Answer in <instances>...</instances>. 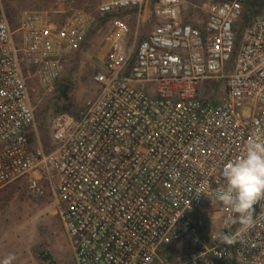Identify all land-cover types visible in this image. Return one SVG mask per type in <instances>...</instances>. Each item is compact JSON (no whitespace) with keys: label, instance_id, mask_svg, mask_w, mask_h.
<instances>
[{"label":"built area","instance_id":"built-area-1","mask_svg":"<svg viewBox=\"0 0 264 264\" xmlns=\"http://www.w3.org/2000/svg\"><path fill=\"white\" fill-rule=\"evenodd\" d=\"M248 1L157 0L145 38L116 18L94 96L53 118L46 151L30 82L54 92L93 18L27 10L13 28L0 0V192L48 195L76 264H264V200L243 230L219 199L225 164L264 132V11L241 28Z\"/></svg>","mask_w":264,"mask_h":264},{"label":"rangeland","instance_id":"rangeland-1","mask_svg":"<svg viewBox=\"0 0 264 264\" xmlns=\"http://www.w3.org/2000/svg\"><path fill=\"white\" fill-rule=\"evenodd\" d=\"M6 14L13 28L22 12L45 11L61 23L75 13L89 14L93 18L86 40L80 50L65 58L64 72L72 77L71 90L62 98L30 82L33 90L31 102L35 107L36 132L33 145L52 149L51 120L55 115L54 102L63 111L77 112L84 102L94 96L96 85L93 76L103 70L107 54V38L116 18L128 21L132 30L139 24V36L145 38L153 29L154 0H149L141 10L116 17L100 15L99 7L108 0H3ZM194 5H204L218 0H189ZM140 11V12H139ZM144 11L145 22H142ZM259 13V12H258ZM121 14V13H118ZM199 18H204L199 14ZM63 72V73H64ZM45 150V149H44ZM22 186L11 185L0 192V264H76L68 239L54 204L46 195L41 199H28Z\"/></svg>","mask_w":264,"mask_h":264},{"label":"clouds","instance_id":"clouds-1","mask_svg":"<svg viewBox=\"0 0 264 264\" xmlns=\"http://www.w3.org/2000/svg\"><path fill=\"white\" fill-rule=\"evenodd\" d=\"M225 187L219 197L225 208L236 214L243 230L253 225V205L264 200V132L257 131L244 151L223 168ZM225 243H229L224 233ZM7 264V261L5 262Z\"/></svg>","mask_w":264,"mask_h":264},{"label":"trees","instance_id":"trees-1","mask_svg":"<svg viewBox=\"0 0 264 264\" xmlns=\"http://www.w3.org/2000/svg\"><path fill=\"white\" fill-rule=\"evenodd\" d=\"M226 1V0H223ZM157 0H154V3H156ZM137 11V9H132V10H124L118 13H111V16L116 17L118 15H125L126 13H133L135 14ZM264 11V0H250L248 2L245 3L244 6V11H243V16L241 18V21L239 22V26L241 28H245L247 26H249L252 23V19L259 14L260 12ZM259 12V13H258ZM71 83H72V77L70 74H65L62 73L59 77V79L56 82L55 85V89H54V95L58 98H62L60 89L64 88L65 90H63V94L67 97L69 92H70V88H71ZM63 99V98H62ZM54 109H55V115L54 117L59 114V113H63V112H67L73 116H77V112H72V111H63V109L59 108V103L56 101L54 102ZM53 117V118H54ZM52 118V120H53ZM51 120V121H52ZM44 149L46 151H48V147H44Z\"/></svg>","mask_w":264,"mask_h":264}]
</instances>
